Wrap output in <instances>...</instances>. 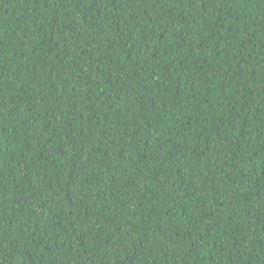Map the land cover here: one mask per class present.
<instances>
[{"label":"trees","instance_id":"obj_1","mask_svg":"<svg viewBox=\"0 0 264 264\" xmlns=\"http://www.w3.org/2000/svg\"><path fill=\"white\" fill-rule=\"evenodd\" d=\"M0 264H264V0H0Z\"/></svg>","mask_w":264,"mask_h":264}]
</instances>
